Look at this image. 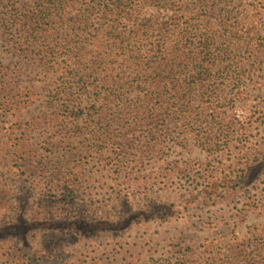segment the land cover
Here are the masks:
<instances>
[{
	"label": "trees",
	"instance_id": "obj_1",
	"mask_svg": "<svg viewBox=\"0 0 264 264\" xmlns=\"http://www.w3.org/2000/svg\"><path fill=\"white\" fill-rule=\"evenodd\" d=\"M209 5L208 0H0V37L11 41L14 56L31 59L44 84L48 79L56 83V99L65 103L64 113L24 119L22 110L30 103L18 85L20 72L8 71L0 61V158L15 161L28 178L47 179L46 190L56 191V216L67 218L77 232L120 228L124 220L109 219L101 205L96 206L101 210L96 216L93 190L103 187L99 180L103 171L123 172L126 160H131L128 155L132 153L127 151L134 150L132 145L140 137L144 140L138 150L142 158L157 145L161 148L164 141L175 143L171 130L180 141L191 135L199 146L210 148L211 160H216L220 146L238 149L228 150L230 162L210 173L214 178L204 186L201 174L192 178L184 188L189 202L204 198L214 204L237 186L248 184L259 170L257 159H250L245 146H238L245 138L234 120L224 121L218 110L230 96L210 85L220 52L209 46L215 41L214 33L205 40L200 34L202 12L212 28L214 9ZM141 7L163 9L165 16L143 15ZM47 127L55 134L48 142L50 150L43 154L33 148L30 134ZM79 137L98 144L97 159L109 167L95 173L86 168L79 149L62 148ZM103 147L116 152L107 153ZM55 153L56 167L48 168ZM188 173L187 167L175 165L152 175L160 178L163 188L173 175ZM124 183L125 194L135 184L140 192L148 191L145 178ZM121 184L117 180L112 185L119 196ZM251 199L242 203L239 217L245 204L249 208L256 202ZM28 226L21 217L0 226L4 264H118L116 256L122 250L128 255L136 251L130 246L114 251L82 247L72 255L56 244L53 254H45L22 241ZM12 236L15 240H9ZM200 246L197 251L190 245H177L169 257L140 264H264L260 232L234 237L221 246L214 242Z\"/></svg>",
	"mask_w": 264,
	"mask_h": 264
},
{
	"label": "rangeland",
	"instance_id": "obj_2",
	"mask_svg": "<svg viewBox=\"0 0 264 264\" xmlns=\"http://www.w3.org/2000/svg\"><path fill=\"white\" fill-rule=\"evenodd\" d=\"M208 3L214 9L210 20L212 28L209 29L207 16L202 12L200 34L205 40L210 33H214L215 41L209 46L220 52L218 67L212 72L214 82L210 85H217L224 96L231 98L226 102L220 100L218 110L224 121L234 120L238 132L245 138V141L238 142V146H245L243 151L260 164L252 180L246 185L237 186L233 192L226 194L227 197L214 204L204 198L189 202V194L184 188L192 178L201 174L203 186L207 184L214 178L210 173L216 169L219 171L222 165L230 162L228 150L237 152L234 146L237 143L234 141V147L230 148L220 146L216 160H211L208 155L210 148L199 146L191 135H186L187 139L180 141L176 138L178 133L171 130L169 135L173 133L175 143L164 141L161 148L157 145L147 158H142L139 151L144 140L140 137L132 142L134 150L127 151L132 153L128 155L129 161L135 162L126 160V168L118 174L113 168L103 171L99 177L103 187L93 190L92 204L96 216H100L101 211L96 206L101 205L109 219L124 220L120 228L80 233L72 223H68L67 218L59 220L56 216V191L46 190L47 179L42 176L28 178L18 170L15 161L0 158V226L23 218L30 226L22 235V241L33 250H41L45 254H53L56 244L72 255L82 247L114 251L120 246H130L136 250L129 255L122 250L116 256L118 264H140L150 259L161 261L172 255L177 245H190L200 251V245L208 242L221 246L234 237H249L252 232H260L264 236V0H208ZM141 12L147 16H165L163 9L154 7H141ZM11 33L17 36L15 31ZM13 51L11 41H4L0 37V61L8 67V71L20 72L18 85L25 89L24 93L27 92V95H23L29 100L30 107L22 110L23 118L43 113L48 116L64 113L65 103L58 101L56 91H53L56 83L48 79L44 84L42 74L38 73L31 59L16 57ZM224 65L227 68L221 67ZM68 109H71L70 104ZM74 109L79 111L81 108ZM54 134L49 127L36 129L30 134L33 148L40 153H48L51 148L48 142ZM62 148L70 151L79 149L86 168L95 173L109 167L97 159L99 145L92 140L79 137ZM103 148L107 153L116 152L111 147ZM53 150L56 152V148ZM175 165L187 167L189 173L177 177L173 175L162 188L160 178L152 174ZM47 167H56V153ZM144 178L148 191L140 192L141 187L135 184L131 193L125 194L127 189L124 187L127 185L124 182H137ZM117 180L123 183L120 196L118 189H112ZM88 185L94 186V183L88 182ZM248 197L256 202L249 208L245 204L246 209L239 217L237 211L242 203H251L246 200ZM9 240H15V237H9ZM0 259V264H4L5 258Z\"/></svg>",
	"mask_w": 264,
	"mask_h": 264
}]
</instances>
